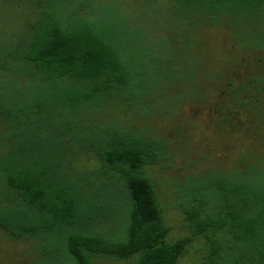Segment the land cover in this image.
Returning a JSON list of instances; mask_svg holds the SVG:
<instances>
[{"label":"trees","instance_id":"16d2710c","mask_svg":"<svg viewBox=\"0 0 264 264\" xmlns=\"http://www.w3.org/2000/svg\"><path fill=\"white\" fill-rule=\"evenodd\" d=\"M30 3L29 22L0 30V230L36 243V264H178L191 239L167 243L147 174L165 160L167 144L115 117L184 80L173 50L150 45L117 12L90 1ZM200 8L196 18L212 24L240 22L264 13V0H174L169 7L173 18ZM249 82L230 98L248 115L253 105L264 109V73ZM246 117L264 124L262 116ZM258 158L183 192L185 222L210 242V264H264V155Z\"/></svg>","mask_w":264,"mask_h":264},{"label":"rangeland","instance_id":"374dc122","mask_svg":"<svg viewBox=\"0 0 264 264\" xmlns=\"http://www.w3.org/2000/svg\"><path fill=\"white\" fill-rule=\"evenodd\" d=\"M31 1L0 0V30L10 33L29 22ZM88 1L95 9L117 12L150 45L162 42L173 50L184 80L157 88L153 100L115 117L125 127L166 142L165 160L147 172L169 229L166 241L191 239L178 264H210V242L203 235L193 236L185 222L183 192L206 175L234 172L264 155V124L256 118L250 125L251 117H246L264 118V109L253 105L248 115L230 99L231 89L264 73V13L240 22L225 17L212 24L211 18H196L202 8L173 18L169 7L174 0H71ZM16 7L19 12L13 11ZM259 100L264 102V96ZM38 248L33 241L13 240L0 230V264H36L42 257ZM96 264H136V259L99 258Z\"/></svg>","mask_w":264,"mask_h":264}]
</instances>
